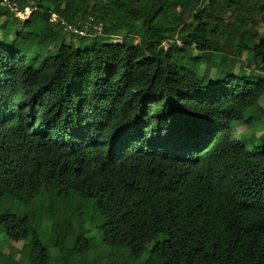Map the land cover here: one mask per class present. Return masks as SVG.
<instances>
[{
	"label": "trees",
	"instance_id": "1",
	"mask_svg": "<svg viewBox=\"0 0 264 264\" xmlns=\"http://www.w3.org/2000/svg\"><path fill=\"white\" fill-rule=\"evenodd\" d=\"M9 1L32 12L0 9V264H54L27 210L48 196L79 199L60 264L90 263L87 201L131 261L264 264V0Z\"/></svg>",
	"mask_w": 264,
	"mask_h": 264
},
{
	"label": "rangeland",
	"instance_id": "2",
	"mask_svg": "<svg viewBox=\"0 0 264 264\" xmlns=\"http://www.w3.org/2000/svg\"><path fill=\"white\" fill-rule=\"evenodd\" d=\"M72 3H77L76 0H67V5H71ZM30 9V8H29ZM31 15V12H30ZM51 19L54 23H57L58 19L56 17V15H52ZM14 22L12 21V19H1L0 20V41L3 38L6 39H14L15 35L13 34V32H10L9 29L11 27V25ZM62 31L60 32L61 34V41H57L54 42L53 44H51V46L46 50V52L44 53L43 56H48L49 54H56L58 47L60 45L61 42H65V43H69V41L72 39L71 38V33H74L72 30H69L68 28H66L65 24L62 22ZM12 28V27H11ZM17 31L20 28V24L17 23L16 27ZM260 30H262V27H259ZM15 32V29H13ZM35 30H37V28H35ZM54 30H57L56 28ZM124 36V33L122 34H118L115 36H112L108 39V41L113 42V43H119L120 40L122 39V37ZM74 45L75 47L78 48V40L74 39ZM178 45H180V43H178ZM167 47V46H166ZM35 52H31L29 53L30 55H33ZM193 56L194 57H198V53L197 52H193ZM211 55L207 56V59H210ZM246 60V54L243 53L242 54V61L244 63V61ZM239 66V65H238ZM245 66V65H243ZM205 69V63H201L200 64V73L201 75L203 74V71ZM231 71H237V66L235 68H232ZM247 72H249V70L247 69ZM214 70H211L210 76L209 78H211L213 76ZM245 127L244 126H237L236 131L242 132L244 131ZM248 135H253L254 138H258V136L260 135V131L256 130V132H254L253 134H249L246 133L245 136L247 139H249ZM41 200H44L43 202ZM39 201H34L32 205H30V207H27L28 211H32L30 214H32L35 217V220L33 221V226L38 234L39 240L40 242L44 245L47 246L49 248V251L51 252L52 258H53V263L54 264H60V260L57 256V252L54 248L50 247V242L52 240V234H59V235H73L74 233V227L71 224L70 221H72L70 219V217H73V211L75 209V206L78 202V197H73V198H54V197H45L42 198ZM43 204L44 208L42 209L41 213L38 211L39 206L36 204ZM7 205V198L3 199V201L1 202V209H5ZM94 206L93 202L87 201L85 203H83V207H84V213H83V218L86 222H92L89 224V227L91 229V231L89 232V234L87 235V237L92 241L93 243V248L91 250L90 253V260H89V264H105L106 263V259H109L110 262H112L113 260L115 261L116 264H141V260H129L126 252L123 249H116V250H112L109 247H106L100 240V236L98 233V229L96 228V224H97V219L94 218L93 219V213H92V208ZM14 207V206H13ZM13 209H16V207H14ZM44 209L45 211H51L54 216H52V219L47 215H44ZM48 213V212H47ZM42 214V215H41ZM45 216V217H44ZM57 217V218H56ZM55 218V219H54ZM59 218V219H58ZM67 218H69L70 221L66 220ZM13 247L15 248L19 254H22V252L25 249V244L24 243H9L6 251L8 252L9 248ZM94 263H93V262Z\"/></svg>",
	"mask_w": 264,
	"mask_h": 264
},
{
	"label": "built area",
	"instance_id": "3",
	"mask_svg": "<svg viewBox=\"0 0 264 264\" xmlns=\"http://www.w3.org/2000/svg\"><path fill=\"white\" fill-rule=\"evenodd\" d=\"M1 8H6L10 12H13L14 16L16 18H18L22 22H25L26 20H28L29 17H30V12H32L31 8L30 9L29 8H25L24 10H21V11L18 10L16 8V6L14 4H12L9 0H0V9ZM66 28L71 30V32H72V30H74L73 32L77 33V31L74 28H72V27L66 26ZM80 34H82V33H80Z\"/></svg>",
	"mask_w": 264,
	"mask_h": 264
}]
</instances>
